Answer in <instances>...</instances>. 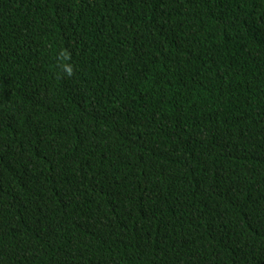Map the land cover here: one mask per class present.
Wrapping results in <instances>:
<instances>
[{
    "label": "trees",
    "instance_id": "1",
    "mask_svg": "<svg viewBox=\"0 0 264 264\" xmlns=\"http://www.w3.org/2000/svg\"><path fill=\"white\" fill-rule=\"evenodd\" d=\"M0 264H264V0H0Z\"/></svg>",
    "mask_w": 264,
    "mask_h": 264
}]
</instances>
